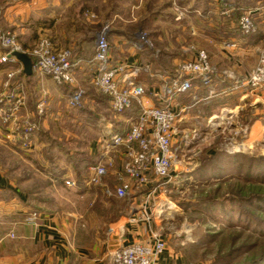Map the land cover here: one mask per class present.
Listing matches in <instances>:
<instances>
[{"label": "rangeland", "instance_id": "1", "mask_svg": "<svg viewBox=\"0 0 264 264\" xmlns=\"http://www.w3.org/2000/svg\"><path fill=\"white\" fill-rule=\"evenodd\" d=\"M113 1L115 27H126L133 40L131 46L136 50L141 47L140 51L156 52L155 60L162 59L166 64L165 73L160 74L163 76L162 80L167 78L165 75L172 74L171 71H174L181 60L192 56L198 50L206 51L209 58L214 57V63L217 61L221 64L222 52L231 50L224 48V42L235 39L244 43L241 44L244 49L249 45L245 39L251 36L240 35L236 25L239 15L237 9H242L237 6L240 0H192L193 7L181 4L180 0H146L145 4L142 0ZM179 12L182 15L175 20ZM88 15L98 21V24L93 30L89 28L87 35H94L96 38V31L109 29V23L100 20L99 13L94 11ZM84 19L76 18L71 24L75 29L80 28L84 25ZM81 29L86 31L82 27ZM0 30L14 33L2 27ZM259 33L253 39L252 48L245 50L247 53L252 50V56H248L251 60L242 64L243 68L249 71L253 58L255 60V55L264 42V31L261 29ZM174 35L177 36L176 40ZM15 37L25 53L39 39H47L53 48L60 49L47 37L40 35L34 38L30 36L29 40L32 42L29 44L16 34ZM84 42L82 46L89 53L92 43H89L88 39ZM71 43L72 41L65 43L61 50L72 53L77 45ZM117 50L111 43L110 57L114 63L117 62L112 56ZM170 54L176 56L177 62L174 65L169 64ZM73 59L78 62L76 72L82 61L74 57ZM145 65L149 67V71L138 73L134 77L136 81L141 74L155 76L154 69L149 63L142 61L127 65L129 69ZM93 66L91 63L90 67ZM10 68L9 65L0 64L1 75L3 70ZM215 74L212 94L209 89L198 86L195 88L199 98L197 102L193 103L190 97L195 93L194 90L177 97L179 103H184L189 108L178 123L180 130L173 138L181 150L178 160L171 168L169 179H158L144 187H133L128 195L117 197L113 189L121 170L114 165L108 166L101 184L91 186L96 188V202L91 208L96 209L106 221L131 217L133 214L140 219L148 216L149 220L145 222L190 264H264V93L255 98L245 89H232L234 82L223 85ZM244 76L245 74L240 78ZM79 83L75 76L72 84L64 85L69 86V92L75 87L84 91L80 107L70 108L67 103H51V119L49 118L45 129L46 134L41 137L43 147L50 145V151L56 153L53 160L57 165L68 168L62 185H57L51 191L56 203L50 200L49 205L55 210H74L78 207L75 200L79 197L78 189L68 187L64 182L65 179H78L73 166L76 157L81 154L83 161L87 159L91 148L99 149L103 144L98 134L106 131V126L118 131L123 130L128 126L126 121H123V115L126 119L132 117V113L136 111V103H133V111L129 112L130 114H116L110 109L107 99L94 89L90 79L86 80L84 85ZM29 88L33 103L38 96V90L34 89L33 85ZM156 89L158 90L159 86ZM145 90L149 96L152 91H157L150 87H145ZM92 98L97 103H92ZM26 99L25 96L24 105ZM64 110L69 111L70 119H59L57 112L63 113ZM35 113L37 114V110ZM77 113L83 114V117L75 118ZM21 124L16 121V124L10 126L14 129ZM5 129V126L0 124L3 139L7 143L16 144L5 139ZM181 130L185 131L183 137L187 139H183ZM236 145L243 147L235 150ZM31 151H27L31 153L29 156H24L19 151H13L15 154H12L13 152L0 149L2 169L8 170L13 163L16 165L18 162L15 160L16 157L20 159L19 155L32 164L34 162L31 160L41 159V156H36V153ZM107 152L108 155L110 152L115 153L116 157L109 155L112 159H123L120 147ZM46 156H43L45 163L51 159V155ZM19 167L25 169L24 164H19ZM6 174H9L8 171ZM87 178L88 173L87 176L85 173L80 181L85 182ZM33 187L31 193L40 197L43 190L41 183L34 180ZM101 189L110 191V194L105 191L106 196L103 195ZM44 204L48 206V203Z\"/></svg>", "mask_w": 264, "mask_h": 264}, {"label": "crops", "instance_id": "2", "mask_svg": "<svg viewBox=\"0 0 264 264\" xmlns=\"http://www.w3.org/2000/svg\"><path fill=\"white\" fill-rule=\"evenodd\" d=\"M258 1L244 0V2H241L240 0L239 6L244 9L255 5ZM113 2V0H0V5H2L0 27L13 31L17 37L24 39L27 44L32 42L29 40L30 36L34 38L36 35L47 37L60 49L64 47L65 43L69 44L72 41L71 44L77 45L73 48V57L82 61L79 69L75 72V76L84 85L86 80L90 79L94 68L90 67V65L92 63L95 36L93 35L94 38H92L93 36L87 35V33H89V28L93 30V27L98 24V21H94L88 13L92 14V12L96 11V14L99 13L98 17L100 20L109 23V29L107 30L108 41L110 46L113 43L118 49L112 56L113 59L115 58V62H125L127 65L138 64L141 61L149 63L155 70L152 69L155 72L153 74L155 76L151 77L147 74H141L138 76V81L144 87L157 90L156 87L159 86L160 89L165 82L160 74L165 73L166 64L162 59L155 60V51L152 53L140 51L141 47L138 51L131 46L133 40L126 27L119 25V28H117L114 25ZM180 2L193 7L192 0H180ZM140 3L141 1L139 5H141ZM142 3L145 4L146 0H142ZM76 18H85L83 20L84 25L81 27L86 29V31H82L81 27L74 28L71 23ZM99 32L96 31L94 34L97 36ZM258 34L260 33L245 39V42L249 43L245 49L241 45L244 43H240L236 50H228L227 53L222 52L221 64L220 62L217 63V61L214 63V57L209 58L211 65L217 72L215 76H219L217 78L223 82V85L227 82L233 83L241 75L248 73L249 70L244 69L242 64L251 60L248 56H252V50L249 53L245 50L252 48L253 39ZM174 36L176 40L177 36ZM87 39L89 43H92L89 53L82 46ZM2 52L3 48L0 47V54ZM256 57L257 53L250 68L255 64ZM176 62L175 54H170L169 64L173 63L174 65ZM17 64L21 67V72L16 76V81H21L24 85L27 98L26 105L22 108L17 121L18 124L26 121L36 123L37 130L32 137L30 148L27 150L17 144L7 143L0 134V149L11 153L19 151L24 156H29L31 153L27 151L33 150L36 156H41V159L38 161L31 160L34 162L33 165L25 157L19 155L20 159L16 157L17 159L15 160L18 163L10 165L8 170H3L0 165V264H111L112 253L115 249L133 242L145 241L156 232L149 223L145 222L144 218L140 219L136 214L131 217H120L106 221L96 209L91 208L93 203L96 202V188L87 185L84 181H76L77 186L75 188L79 192V200L75 199L78 203L77 209L55 210L50 208V200L56 203L51 191L57 185H62L61 182L67 176L68 168L57 165L56 161L53 160L56 153L50 151V145L43 147L41 137L46 134L45 129H47V123L51 119V116H49L51 103H67L69 86L56 84L50 77L36 72L26 76L19 61ZM1 77L0 71V79ZM31 85L38 90V96L33 103H31L30 98L29 86ZM0 88H2L1 84ZM195 88L197 89L198 86ZM194 94L198 95L197 92ZM40 98L46 100V105L43 114L38 116L35 113V106ZM142 101L146 104L156 103V100L149 95H145ZM91 102L97 103L93 98ZM65 106L68 107L66 104ZM68 110H64L63 113L57 112L60 120L62 118L70 119ZM82 117L83 114L81 113L75 115V118ZM115 131L118 130L110 129L106 126V131L100 132L98 136L101 141H104L105 139L103 138H108ZM99 147V149L98 147L90 149V151L92 150L91 152L89 151L90 159L93 162L99 159L107 162L112 161V165L121 170L122 160L120 157L112 159L109 155L116 157L115 153L112 154L110 152L111 154L109 153L108 155L107 150L102 145ZM119 153L121 154V152ZM12 154L15 153L13 152ZM46 155H51L50 162L46 161V159L47 163L44 162L43 156L45 157ZM76 158L77 160L74 161L75 164L73 166L78 175V172L81 173L79 168L82 165L80 167H76V165L82 163L83 160L81 156ZM19 164H24L25 169H21ZM7 171L9 174H6ZM85 173L87 176V171H84L82 176ZM34 180L40 182L41 188H43L40 197L31 193ZM104 189H101L103 195L106 194ZM44 203H48V206ZM155 264L190 263L183 259L178 251L166 244L164 251L158 256Z\"/></svg>", "mask_w": 264, "mask_h": 264}, {"label": "built area", "instance_id": "3", "mask_svg": "<svg viewBox=\"0 0 264 264\" xmlns=\"http://www.w3.org/2000/svg\"><path fill=\"white\" fill-rule=\"evenodd\" d=\"M181 15L179 12L175 20ZM236 25L242 36L256 35L261 29L264 31V0L242 9ZM239 45V41L235 39L224 42V48L231 50H235ZM0 46L3 48L0 64L11 67L2 71L0 79L2 87L0 124L6 128L5 139L27 150L37 130V124L26 121L14 129L10 126L16 124L25 104L24 85L21 81H16L21 67L11 53L25 50L17 43L15 34L10 31L0 30ZM26 53L32 61V72L46 75L59 85H70L74 82L78 62L73 59L70 51L53 48L47 39H39ZM92 64L94 70L90 83L98 92L109 97V105L113 112L116 114L132 112V105L136 103L133 116L125 119L128 126L121 131L112 132L102 141V146L107 151L119 147L122 149L121 173L114 186V194L117 197H124L133 187H144L158 179H169L171 168L178 160L181 150L173 138L180 130L178 123L185 110L189 108L188 105L179 103L177 97L190 93L196 86L209 89L210 94L214 90L212 82L216 70L211 65L207 52L196 51L192 56L181 60L171 75H165L167 78L163 79L165 82L162 87L150 94L156 100L154 104L143 103L145 87L134 79L141 71H149V67L134 66L129 69L123 62H112L107 30L104 28L95 38ZM232 89H245L255 98L264 93V42L257 51L253 67L242 79L234 81ZM83 95L84 91L75 87L69 92L67 105L70 108H79ZM198 99L196 94L191 95L193 103ZM45 102L44 98L38 100L36 105L38 115L43 114ZM181 131L183 137L185 131ZM112 164V161H96L89 164L85 183L90 186L100 185L107 174L108 166ZM64 182L68 187L77 186L73 179H65ZM106 192L110 194V191ZM144 219L148 221L149 217ZM165 247V240L156 232L145 241L133 242L115 249L111 264H155Z\"/></svg>", "mask_w": 264, "mask_h": 264}, {"label": "water", "instance_id": "4", "mask_svg": "<svg viewBox=\"0 0 264 264\" xmlns=\"http://www.w3.org/2000/svg\"><path fill=\"white\" fill-rule=\"evenodd\" d=\"M11 55L19 61L22 66V71L26 76L32 74V61L27 53L23 51H13Z\"/></svg>", "mask_w": 264, "mask_h": 264}, {"label": "trees", "instance_id": "5", "mask_svg": "<svg viewBox=\"0 0 264 264\" xmlns=\"http://www.w3.org/2000/svg\"><path fill=\"white\" fill-rule=\"evenodd\" d=\"M237 6H239V5H237ZM242 9H240L239 7H238V9H237V12H238V14L240 13V11H241ZM173 73V72H172ZM30 76V75H29ZM100 93V92H99ZM102 96H104L106 99H107V102H109V97L107 96V95H104V94H102V93H100ZM109 104V103H108ZM110 107V106H109ZM111 109V108H110ZM83 111V110H82ZM128 113V112H127ZM81 155V154H80ZM80 155H79V157H80ZM82 157V156H81ZM91 163H93V161H92V159H90V157L88 156L87 157V159H85L84 161H82V163H78L77 165H76V167H80V165H82V167H80L79 168V171H81V173L80 172H78V175H77V182H79L80 181V178L82 177V173L85 171H87V167H88V165L89 164H91Z\"/></svg>", "mask_w": 264, "mask_h": 264}, {"label": "bare ground", "instance_id": "6", "mask_svg": "<svg viewBox=\"0 0 264 264\" xmlns=\"http://www.w3.org/2000/svg\"><path fill=\"white\" fill-rule=\"evenodd\" d=\"M233 144H234V143H233ZM243 145H244V144H243ZM243 145H240V146H239V145H236V146H234V149H235V150H238L239 147H243Z\"/></svg>", "mask_w": 264, "mask_h": 264}]
</instances>
